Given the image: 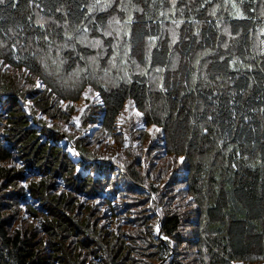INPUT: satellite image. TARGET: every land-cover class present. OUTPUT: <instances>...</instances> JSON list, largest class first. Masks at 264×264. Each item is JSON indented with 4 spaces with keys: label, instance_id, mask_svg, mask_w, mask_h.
<instances>
[{
    "label": "trees",
    "instance_id": "obj_1",
    "mask_svg": "<svg viewBox=\"0 0 264 264\" xmlns=\"http://www.w3.org/2000/svg\"><path fill=\"white\" fill-rule=\"evenodd\" d=\"M95 4L0 5V264H150L145 250L158 264H264V0H132L142 11L100 0L88 12ZM87 86L101 103H89L82 134L44 122L69 120L74 108H55ZM126 103L163 132L145 164L123 146L122 159L88 148L84 123L110 132ZM180 174L186 205L170 187ZM120 213L116 236L103 219ZM190 240L197 250L174 248Z\"/></svg>",
    "mask_w": 264,
    "mask_h": 264
},
{
    "label": "rangeland",
    "instance_id": "obj_2",
    "mask_svg": "<svg viewBox=\"0 0 264 264\" xmlns=\"http://www.w3.org/2000/svg\"><path fill=\"white\" fill-rule=\"evenodd\" d=\"M39 80V79H37ZM36 80V83H37ZM40 81V80H39ZM31 81H28L25 84V87H29ZM41 83V81H40ZM42 87H39L36 89H38L40 92H42V89L44 88L43 84L41 83ZM89 88V86H87L79 95L78 99L75 101H68V100H60L59 101V105L60 107H56L55 109H57L59 111V109H63V110H67L68 106L74 108V112H73V116H71L69 118V120L67 121H62L60 119H56V118H49L48 115H42L41 117H44V119H46V121L49 125H53V124H58L61 129H63L66 133L71 134V135H79L82 134V125L81 124V119L82 116L86 115V114H91L89 111V103L92 101L93 98H96L94 96V93L91 94L88 93V98L86 99L84 96V93L86 92V90ZM96 102L95 104H100L101 102V98L98 97V99L96 98ZM61 101H63L64 103L61 104ZM87 104L88 107L85 109L84 113L81 114L79 109L83 108L84 105ZM127 106V109H126ZM53 107V105H52ZM93 107V105H92ZM136 112H139L135 107H132L126 103V105L124 106V108L120 111V113L118 114L115 123H114V130L107 132V130L102 129V126H100L99 128L97 126H99V124H95V125H86V123H84L83 126H86L84 133L85 134H89L90 137L86 138L87 139V143L89 144L88 148L89 149H95L98 152H100V154L105 155L106 153H110V152H114L117 154V158L122 159L124 158L127 153L132 152V155L128 158V163L129 161H131V159H133L134 157H142V160L145 164V152H147V149L149 146H154V143L157 142L158 140H160L159 134L162 135L163 132L161 131V128L157 127L160 129V132H150L149 129L153 128V125H145L144 122L140 119V116L136 115ZM140 113V112H139ZM79 116V125L77 126V122L73 119L74 117ZM94 137L93 140H91V138ZM162 137V136H161ZM95 138H99L98 140H96ZM162 142H164V140H162ZM149 144V146H148ZM118 146H123L124 149L129 148L130 151H126V154H123V149L121 150H117ZM97 147V148H96ZM91 151V150H90ZM93 152V151H92ZM118 152H120L118 154ZM122 156V157H121ZM167 157V156H166ZM180 158V157H179ZM127 159V158H126ZM135 160V159H134ZM124 164V162H122ZM163 163V161L161 160H157V167H159L161 164ZM15 165H18V163ZM179 165V164H178ZM167 167H163V171L166 169ZM169 170V169H167ZM32 172V171H31ZM167 171H164L161 174L162 181H161V185L166 186L168 184V180L170 178L169 173L166 175ZM116 173H114L115 175ZM113 175V174H112ZM181 176V174L179 175ZM35 179H38L39 176L37 175L36 177H34ZM150 180V179H149ZM25 182H23L24 184ZM186 182L184 181L183 177L181 176L180 179H176L175 181L170 183V187H174L175 191L178 190H184V193L182 194V199H183V203L186 205L189 202V198H191V195L189 193L186 192ZM128 185L126 183H122V184H117L118 190L114 191L117 195H120V192H124L125 188ZM185 186V188H184ZM58 189L62 190L60 184ZM64 190V189H63ZM90 189H88L86 192L89 193ZM192 194V193H191ZM81 195H79L80 197ZM127 201L129 198L130 204H134V206L137 204L136 203V195H127ZM80 199V198H79ZM203 201H206V198H202ZM85 200L87 202H90L92 204H96L98 206L99 203L97 202V198L96 197H92V198H88V199H83V201L85 202ZM21 203V202H20ZM201 206L202 203H191L190 206L188 208H193L192 210H196L198 208V206ZM21 206V204L19 205ZM194 206V207H191ZM145 207L148 211H151V213H156V212H160L161 210L158 207H153L152 204H149L148 202L145 204ZM110 216V215H109ZM126 216L125 213H120L117 214L116 216H112V219L110 217H105L103 220L107 223V226L109 229L113 230V232L115 233L116 236H122V233L125 232L124 230V226L122 225L120 221V219L122 217ZM197 215H195L194 217H196ZM185 222L188 221L189 219V215H183ZM34 221V219H31V221ZM186 230H188V234L186 235V231L184 230H180V235L176 236V237H180V236H184L186 235V237H189V226L185 227ZM198 228V227H195ZM201 228H198V233L200 232ZM184 234V235H183ZM160 234L158 233L157 236H159ZM191 242V240H190ZM192 245H187L185 246L184 243L181 241L180 243L178 242V245H174V248H176V251H182L181 248H185L186 250L189 251H193V250H197L196 245L191 242ZM91 251V250H90ZM175 251V250H174ZM146 252V258L147 260L150 262V264H158V260L156 258V256L150 257L147 255L148 250H145ZM175 255V253H174ZM90 256V255H89ZM92 256V255H91ZM190 262H193L195 259V253L190 255ZM196 260V259H195ZM232 264H248V262H243V261H238V262H233ZM251 264H257V263H251Z\"/></svg>",
    "mask_w": 264,
    "mask_h": 264
},
{
    "label": "snow or ice",
    "instance_id": "obj_3",
    "mask_svg": "<svg viewBox=\"0 0 264 264\" xmlns=\"http://www.w3.org/2000/svg\"><path fill=\"white\" fill-rule=\"evenodd\" d=\"M4 3H5V0H0V5H3ZM99 3H100V0H96V4H95V5H91V6L88 7V12H92L93 9H94V7L98 6ZM129 4H131L133 10H135V11H142V9L136 8V6H135L134 4H132V0H129ZM173 4H175V0H173ZM13 6H15V5H13ZM110 6H111L110 3L104 5L105 8L110 7ZM232 7H233L234 9H236V16L242 18V17H243V13L240 11V9L237 7V5H236L235 3H233V4H232ZM56 10H57V11H60L59 8H57ZM132 22H133V17H132L131 14H129L127 20L125 21V24H127V25H131ZM36 23H37V25H39L40 27H44V26H45L44 23L42 22V20H37ZM174 23H175V22H174ZM84 31H87V29H84ZM262 31H264V30H262ZM104 34H105V35H111L110 32H105ZM65 35H66V39H67V40H72V39H74L73 36H71V35H69V34H67V33H66ZM44 39H45V40H48V37L45 36ZM155 40H156V37H149V44H150V46H153V45H152V42H154ZM101 43H102V42H101L100 40H96V41L94 42L93 46H97V47H98V46L101 45ZM173 43H175V38L173 39ZM125 55H127V52L125 53ZM81 59H83V57H81ZM90 59H92L93 61H95V58H90ZM221 59H223V57H221ZM62 63H63V62H62ZM6 67H7V66H6ZM25 72H27V69H25ZM35 86H36L37 88L42 87V85H41V83H40L39 80H37V83H36ZM48 91H51V89H48ZM90 92H92V88H91V86H89V88H88V89L86 90V92L84 93V96H85L86 99L88 98V93H90ZM94 96L98 99V97H99V93H94ZM29 103H30V102H29ZM63 103H64V102L61 101V104H63ZM131 103H132V102L129 101V104H131ZM87 107H88V105L85 104L83 108H80V109H79L80 113L83 114L84 111H85V109H86ZM126 109H127V106H126ZM136 115H137V116H140L141 113L136 112ZM73 119L77 122V126H78V125H79V119H80V117L77 116V117H74ZM209 119H211V117H209ZM49 126L51 127V125H49ZM149 131H150V132H159L160 129L157 128L155 125H153V128H152V129H149ZM205 131H207V129H205ZM68 150H69L70 152L73 151V149H68ZM179 159H180L181 162H183V160H184L185 158H184L183 156H181ZM17 167H19V165H17ZM77 171H79V169H77ZM25 186H26V185H25ZM189 199H191V198H189ZM157 230H158V229H157Z\"/></svg>",
    "mask_w": 264,
    "mask_h": 264
}]
</instances>
